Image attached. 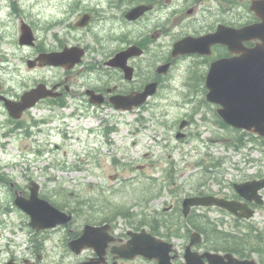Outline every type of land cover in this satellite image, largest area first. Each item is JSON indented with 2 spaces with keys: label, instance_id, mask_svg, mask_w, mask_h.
<instances>
[{
  "label": "flooded vegetation",
  "instance_id": "af4514ba",
  "mask_svg": "<svg viewBox=\"0 0 264 264\" xmlns=\"http://www.w3.org/2000/svg\"><path fill=\"white\" fill-rule=\"evenodd\" d=\"M202 1L185 0L184 3L179 4V10L174 8L170 11L175 14H183L186 11L188 16L183 19L186 24H182V28L185 29L179 30L174 40L167 43H163V8L167 6L163 0H108L106 6H99L100 9H97L98 6L86 9L73 23L74 28H79L78 20L84 15H90L87 25L80 28L89 29L93 23H97L99 31L101 28L105 31L106 25L102 22L115 20L113 15L115 9H122L120 17L117 15L120 19L117 25L130 27L149 19L151 23H154L153 34L151 26L147 32L137 38H132L124 32L113 33L114 28H110L106 37L103 36L105 32H98L100 36L96 38L95 45L82 39L80 42L60 44L53 48L43 47L37 42L36 37L32 45L36 56L30 58L36 61L33 63L34 68L45 66L42 65V60H38L41 53L61 51L68 45L82 47L84 54L80 62L74 65H71V62L63 66L50 65L62 70V75L55 80H39L27 89L21 85L20 91L13 85L3 84L4 79L0 78V117L3 116L0 120V145L5 148L6 144L2 142V139L17 136L18 131L24 128L28 136L34 135L35 132L29 128L37 127L40 122L35 120L30 126H25L24 122V116L31 110L24 111L23 117L19 119L14 118L7 108L6 99L19 101L25 91L40 83L51 89L52 94L37 102L35 108L44 103L51 108L55 106L64 108L67 98H72L76 104L75 113L107 117L112 114L126 113L119 110L113 102L120 100L121 96L136 97L146 91L149 92L143 104L138 107L133 106L129 111L134 115L133 121L136 123L132 132L137 134L147 129L145 124L151 122L147 119L148 114L160 126L159 139H162V145L163 135L165 134V138L168 137L167 130L163 131V125H165L163 124V111H165L162 107L163 101L175 98L177 104L193 103L195 107L193 111L183 116L177 122L178 126H176L177 123L173 126L175 128L173 132L175 138L183 143H189L194 139L200 140L196 136L201 130L193 132L192 128L196 124L194 115L197 109H202L203 104H210L207 101V76L210 66L216 60L231 57L234 53L226 45L215 44L210 54L174 56L172 51L174 43L187 35L200 36L213 32L220 24L241 27L251 21L247 19L235 21L227 18L226 10L223 14H219L216 20L215 10L199 9L202 7ZM123 4L127 5L124 10ZM140 4H146L149 10L135 20L128 18L129 11ZM105 12L108 14L105 15ZM69 25L72 26L71 23ZM245 44L254 46L256 41H246ZM126 51L130 52L126 58L124 56L116 58ZM166 64H169L168 67L165 66ZM5 82H7L6 79ZM96 95H101L99 98L103 97L102 103L92 101ZM141 122L142 126H138L137 123ZM41 123L46 125L48 120L42 119ZM108 131L111 134L116 131V128L108 127L107 134ZM180 131L181 135L178 134ZM109 139L111 141V138ZM89 160V156L84 159L87 164ZM6 166L9 164L7 163ZM112 178L117 180L119 177L114 175ZM133 178H140V184L137 188H132L136 196L130 202L117 201L111 197L110 194H114L117 188L123 186L98 184L104 180L98 172L95 175H85L80 179L88 183L82 186L84 189L82 192L69 188L66 180H59L52 176L44 180H34L39 185L40 196L56 202L57 207L71 214L72 218L69 222L54 228L35 230L30 226L28 216L24 215L27 222L23 223L33 233L32 242L25 253L19 256L10 254L9 259H14L18 264H237L229 262L225 256L217 259L206 255V252L225 255L231 251L209 248L203 232L194 227H191V230L188 228L189 216L194 219L199 216L198 213H201L203 216H200L207 218L213 209V207L191 208L187 215L184 213V196L199 194L200 190L183 191L180 196L182 200L178 198L169 205L153 206L161 195L158 192L151 195V188L142 184L146 180L143 178H147L146 175H136ZM32 181L33 179L24 186L14 176L3 172L0 167V197L8 195L14 199L17 194L29 197ZM183 187L184 185L181 191ZM223 194L225 193L219 191V195L224 196ZM250 204L254 206V202ZM226 213L229 217L232 216L233 219L243 223L255 222L254 216L246 218ZM196 233H201V236ZM82 237H85L87 245L81 249L79 248L84 243L76 247L71 245V242ZM261 247H258L257 251H246L244 255L236 253L235 255L240 260L256 257L258 264H264L263 256L261 260L258 257Z\"/></svg>",
  "mask_w": 264,
  "mask_h": 264
},
{
  "label": "rangeland",
  "instance_id": "374dc122",
  "mask_svg": "<svg viewBox=\"0 0 264 264\" xmlns=\"http://www.w3.org/2000/svg\"><path fill=\"white\" fill-rule=\"evenodd\" d=\"M163 1L167 5L163 8V43H167L174 40L179 30L185 29L182 24H186L183 19L188 13H170L185 0ZM107 2L108 0H0L2 83L13 85L20 91L21 85L27 89L34 82L52 81L62 75V70L52 66H28V60L36 56V51L33 46L19 43L23 20L33 27L37 42L46 48L80 42L82 39L95 45L96 38L100 36L98 32H105L103 36L106 37L110 28H114L113 33L124 32L132 38L143 35L150 26L151 33H154V23L149 19L130 27L117 25L120 21L117 15L120 17L122 9H115V20L102 22L106 25L105 31L102 28L99 31L97 23H93L89 29L74 28L73 23L80 18L82 12L97 6L100 9L99 6H106ZM250 3L251 0H203L199 9L215 10L216 20L226 10L227 18L242 21L253 16ZM126 7L123 4V10ZM106 14L108 13L105 12ZM67 102L65 108H56L54 111L44 103L25 115V126L33 125L35 120L40 122L37 127L29 128L35 132L33 136H28L24 128L18 131L17 136L2 139L6 144L5 148L0 145V167L3 172L14 176L24 186L31 179L44 180L52 176L66 180V185L77 192H82V186L88 184L80 181L81 178L98 172L104 177L98 184L123 186L110 194L122 202H130L136 196L132 188L139 186L140 178L133 177L146 175L147 178H143L146 180L142 184L149 186L151 192H162L153 206L174 202L183 185L184 191L187 187L188 190L195 191L203 185V181H207V189L227 195L233 193L235 182L264 173V146L250 141L236 148L233 143L238 142L237 136L243 134V140L247 141V134L244 130L235 131L218 125L216 109L212 104L211 107L203 104V108L194 115L196 124L192 130H201L196 136L200 140L183 143L175 138L173 126L188 112L193 111L194 104H177L175 98L163 101V131L167 130L168 137L163 135L162 145V139H159L160 126L148 114L147 119L151 122L145 124L147 129L134 134L132 130L136 123L130 112L112 114L109 117L74 113V100L67 98ZM44 117L48 120L46 125L41 123ZM2 119L3 116L0 117ZM142 124L137 123L138 126ZM112 126L116 131L106 135V128ZM109 138L111 141H108ZM87 156L90 157L88 164L84 161ZM7 163L9 166H6ZM172 164L174 169H168ZM172 170L174 171L171 173ZM114 175L119 178L113 179ZM7 207H10L9 212ZM211 214L215 218L223 215L216 210ZM225 218L228 219V216ZM254 221L264 228V205L259 208ZM23 222H27L26 217L15 206L13 198L8 195L1 196L0 264H5L10 254L25 253L31 244L33 234ZM223 227L226 229L228 225Z\"/></svg>",
  "mask_w": 264,
  "mask_h": 264
},
{
  "label": "water",
  "instance_id": "95a60500",
  "mask_svg": "<svg viewBox=\"0 0 264 264\" xmlns=\"http://www.w3.org/2000/svg\"><path fill=\"white\" fill-rule=\"evenodd\" d=\"M147 9L146 5H138L129 11L127 17L136 19ZM250 9L261 18V21L240 28L220 25L214 33L202 37L187 36L175 44L173 54L176 56L208 52L211 45L215 43L227 44L233 52L241 53L240 56L223 58L213 63L208 74L210 91L207 98L219 104L218 114L226 123L264 136V0H253ZM89 19L90 15H84L77 25L84 26L89 22ZM34 39L31 26L23 23L20 43L33 44ZM253 39L258 40L255 46L247 47L244 44V41ZM83 54V48L72 47L66 48L62 52L42 53L38 59L44 61L45 64L66 65L71 62V65H74L80 62ZM128 55L130 52L126 51L116 58L121 56L126 58ZM34 62L36 61L29 60V66H33ZM51 94L52 90L41 83L25 92L20 101L6 99V105L11 116L19 118L25 109L32 107L40 99ZM148 94L149 92L146 91L136 97L125 96L122 100L113 102L117 108L129 110L133 106L143 103ZM100 96L96 95L92 101L102 103L103 97L99 98ZM181 126H184V122ZM235 188L246 200L263 202L260 191L264 189V178L235 183ZM15 203L30 215L31 226L38 230L65 224L72 218L71 214L60 210L48 200L40 198L38 185L35 182L31 185L30 197L25 198L18 194ZM183 205L185 214H188L193 206H219L242 217H250L254 214V210L250 208L248 202L226 199L216 195L189 196L184 199ZM196 235L200 236L199 233ZM80 243L84 244L79 249L87 245L85 237L71 242V245L76 247ZM206 254L217 259L223 258V255L218 253ZM224 256L229 259V262L256 264L253 259L239 260L231 253H226ZM7 264H13V261L11 260Z\"/></svg>",
  "mask_w": 264,
  "mask_h": 264
},
{
  "label": "trees",
  "instance_id": "16d2710c",
  "mask_svg": "<svg viewBox=\"0 0 264 264\" xmlns=\"http://www.w3.org/2000/svg\"><path fill=\"white\" fill-rule=\"evenodd\" d=\"M216 123L220 124L224 128L238 131L220 118L217 119ZM244 133L247 134L248 140L244 141L243 134H239L240 136H237L238 142L236 144L233 143L236 148H240L242 145H245L250 141L259 142L264 146V137L255 136L249 132ZM206 183L207 182L204 181L203 185H206ZM198 214L199 216L194 219H192L191 216L187 218L190 222V226H188V228L191 230V227H194V229L203 232L205 239L207 240V245L211 249H222L235 252L238 255H244V252L257 251L258 247L264 245V228L259 229V227L255 224H244L235 221L231 227L225 229L222 225L223 219L215 221L212 220L209 215L207 218H203V214Z\"/></svg>",
  "mask_w": 264,
  "mask_h": 264
}]
</instances>
